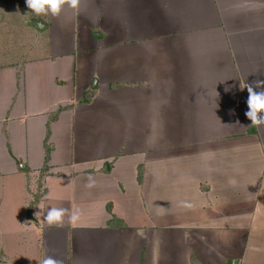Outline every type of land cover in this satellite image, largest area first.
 Segmentation results:
<instances>
[{"label": "crops", "instance_id": "obj_1", "mask_svg": "<svg viewBox=\"0 0 264 264\" xmlns=\"http://www.w3.org/2000/svg\"><path fill=\"white\" fill-rule=\"evenodd\" d=\"M31 16L46 34L0 65V264H264V125L241 90L264 81V0Z\"/></svg>", "mask_w": 264, "mask_h": 264}, {"label": "rangeland", "instance_id": "obj_2", "mask_svg": "<svg viewBox=\"0 0 264 264\" xmlns=\"http://www.w3.org/2000/svg\"><path fill=\"white\" fill-rule=\"evenodd\" d=\"M3 8L13 9L15 15L9 20L0 21V65L19 63L31 52L30 49L37 35L41 38L46 34L42 32L45 27L42 29L38 27L39 22L44 24V18L31 16L32 12L27 7L26 0H5ZM46 20L48 17H45ZM11 192L13 191L8 188L0 191V200L11 199Z\"/></svg>", "mask_w": 264, "mask_h": 264}, {"label": "clouds", "instance_id": "obj_3", "mask_svg": "<svg viewBox=\"0 0 264 264\" xmlns=\"http://www.w3.org/2000/svg\"><path fill=\"white\" fill-rule=\"evenodd\" d=\"M80 3L81 0H26V5L31 12L35 13L36 15H48L50 13L52 16H59L62 8L65 5L71 9L78 10ZM245 87L248 91V98L246 101L248 110L245 112V115L251 120V125L257 127L264 125V115H261L264 113V90H255L256 88L264 89V81L257 80L252 84L247 83L246 86H241V90H243ZM230 183L235 184V181H230ZM94 186L95 181L89 177V183L87 187L91 188ZM184 206L190 207L187 202H184ZM46 212L47 214L44 216V220L49 225H62L68 210L52 206L51 208H47ZM79 216V210L73 211L70 216V220L75 223L79 219ZM42 264H63V261L54 258L53 256H46L43 259Z\"/></svg>", "mask_w": 264, "mask_h": 264}, {"label": "trees", "instance_id": "obj_4", "mask_svg": "<svg viewBox=\"0 0 264 264\" xmlns=\"http://www.w3.org/2000/svg\"><path fill=\"white\" fill-rule=\"evenodd\" d=\"M4 3H5V0H0V7H1L0 8V21L9 20L10 17L15 15L14 14L15 12L13 9L8 10L6 8H3ZM16 14H18V13H16ZM12 21H14V20H12Z\"/></svg>", "mask_w": 264, "mask_h": 264}]
</instances>
